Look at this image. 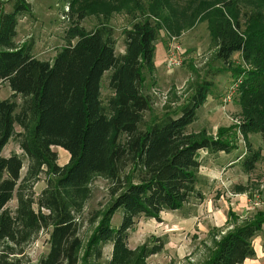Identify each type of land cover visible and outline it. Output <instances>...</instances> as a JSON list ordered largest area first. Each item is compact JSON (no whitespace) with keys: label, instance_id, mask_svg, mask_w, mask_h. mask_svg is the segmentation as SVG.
<instances>
[{"label":"trees","instance_id":"16d2710c","mask_svg":"<svg viewBox=\"0 0 264 264\" xmlns=\"http://www.w3.org/2000/svg\"><path fill=\"white\" fill-rule=\"evenodd\" d=\"M78 2H72L73 9ZM8 3L10 11L0 5V83H8L13 92L0 99V264H23L26 246L43 230L50 232L49 251L34 264H78L83 242L77 215L96 175L113 184V200L84 259L99 262L104 246L111 242L107 264H147L146 258L163 246L131 249L128 237L137 220H161L162 212L202 197L200 151L230 153L238 146L234 133L223 127L217 136L188 130L207 100L208 82L197 87L179 112L147 119L153 100L144 85L147 75L154 77L156 42L162 31L180 35L206 21L220 61L230 64L234 53L241 52L248 65L238 71L244 73L239 88L243 121L238 124L247 150L244 169L253 170L264 158V0H84L77 23L84 12L103 11L104 20L91 30L78 24L70 28L66 45L53 61L36 57L32 43L16 41L19 17L32 13L30 2ZM121 9L132 24L124 29L125 52L117 54L114 27L108 20ZM107 72L112 95L105 102L102 80ZM16 125L22 130L17 131ZM251 133H261L262 147H253ZM12 139L24 155L3 154ZM53 146L70 153L68 163H58ZM24 156L29 164L22 177ZM43 173L48 175L47 186L36 200L27 188ZM15 194L18 204L12 210L8 203ZM119 209L123 219L115 229L112 219ZM230 214L237 219L234 212ZM263 231L264 209H260L215 242L206 264H242L255 257L254 239Z\"/></svg>","mask_w":264,"mask_h":264},{"label":"rangeland","instance_id":"374dc122","mask_svg":"<svg viewBox=\"0 0 264 264\" xmlns=\"http://www.w3.org/2000/svg\"><path fill=\"white\" fill-rule=\"evenodd\" d=\"M32 7L31 14L19 17L18 35L16 41L22 44H33L34 55L43 60L53 61L57 52L66 45L70 28L78 24L87 30L95 28L105 18L103 11L99 13L84 12V19L77 23L80 7L84 0H79L73 9L74 0H28ZM131 3H129L130 6ZM6 11L12 9L8 0H0ZM105 14V15H104ZM109 24L114 27L116 38V52H125L124 29L132 24L131 16L124 9L113 11ZM172 38H176L182 48L183 64L177 68L166 65L167 55L171 49ZM158 50L164 53L165 63L159 67L160 83L156 74L147 75L144 85L145 92L153 100V109L147 112V119L151 115L161 116L166 112H179L183 104L201 84L208 82L210 89L207 100L198 110V118L188 126L190 132L206 130L207 135L217 136L221 127L234 133V141L238 144L233 148L229 157L217 161L215 153L200 151L202 165L199 170L198 189L202 197H193L183 208L161 213V220L140 217L130 231L128 245L138 252L143 246L161 244V251L146 258L147 264H206L216 248L215 242L237 225H242L260 209H264V158L251 171L244 169L242 157L247 152L244 137L238 130V124L243 121L240 113L239 88L244 80V73L238 71L247 69L241 52H235L231 63L225 64L216 57L217 48L211 41L208 23L200 21L193 27L183 31L180 35L161 32L157 40ZM164 59V57L162 58ZM147 74V71L145 72ZM110 72L105 73L102 80V97L106 102L112 95L109 87ZM158 82V83H157ZM211 84V85H210ZM8 83H0V99L12 96ZM18 96L17 100L21 101ZM16 130L21 127L16 125ZM230 130V131H229ZM236 131V134H235ZM253 147L263 146L261 133L249 135ZM58 153V163L64 165L70 159V153L62 147L53 146ZM16 152L24 155L18 141L12 139L3 150L8 156ZM219 154V153H216ZM264 156V149H262ZM24 167L21 175L25 176L29 160L24 156ZM229 159L236 160L235 165L229 164ZM48 175H40L39 181L27 188V192L34 193L37 200L47 186ZM239 186H248L245 192H239ZM90 196L84 209L78 216V235L82 239L80 259L78 264H90L84 256L92 234L99 221L104 216L113 200V184L104 176L96 175L89 183ZM18 200L14 198L8 207L14 210ZM38 209V205H34ZM237 215L235 219L230 213ZM96 219V220H95ZM123 219V211L119 209L114 214L112 226L117 229ZM50 232L43 230L26 246L23 264L37 263L49 251ZM256 256L248 258L242 264H264V231L254 239ZM113 245L111 242L104 246L103 257L97 263L107 264L111 258ZM21 256V255H19ZM30 260V262H28Z\"/></svg>","mask_w":264,"mask_h":264},{"label":"crops","instance_id":"0c3cea01","mask_svg":"<svg viewBox=\"0 0 264 264\" xmlns=\"http://www.w3.org/2000/svg\"><path fill=\"white\" fill-rule=\"evenodd\" d=\"M164 32V31H162ZM165 33V32H164ZM158 44L156 42V53H155V64H156V71H155V74L157 76V79H158V82L160 83V80L162 79L161 76H164L163 74H160L159 73V67H163V64L165 63V56H166V52L164 51V53H162L161 51L158 50ZM164 57V59H162ZM164 79L167 80L166 76H164ZM157 82V83H158ZM161 84V83H160ZM219 154H216L214 155V157L216 156L217 157V161L221 160V158L223 157H229V154L230 153H225V152H218ZM239 161V159H236ZM236 160L234 159H229V164L230 165H235L236 164ZM248 187V186H247Z\"/></svg>","mask_w":264,"mask_h":264},{"label":"built area","instance_id":"2783aa9c","mask_svg":"<svg viewBox=\"0 0 264 264\" xmlns=\"http://www.w3.org/2000/svg\"><path fill=\"white\" fill-rule=\"evenodd\" d=\"M172 46L171 49L167 55L166 59V65H168L170 68H177L180 67L183 64V59L181 57V50L179 43L176 40V38H172Z\"/></svg>","mask_w":264,"mask_h":264}]
</instances>
